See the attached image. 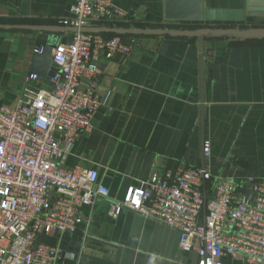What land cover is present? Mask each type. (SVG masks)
Segmentation results:
<instances>
[{
  "label": "crops",
  "instance_id": "1",
  "mask_svg": "<svg viewBox=\"0 0 264 264\" xmlns=\"http://www.w3.org/2000/svg\"><path fill=\"white\" fill-rule=\"evenodd\" d=\"M77 0H0V21L62 25ZM127 26L159 27L165 0H113ZM247 0H203L205 9H245ZM264 25V15L242 22ZM176 28H193L177 26ZM196 28V27H194ZM48 33L0 30V102L13 104L30 70L34 49ZM129 55L102 57L98 84L103 104L91 132L68 154L70 168H96L110 197L81 209L84 221L71 233H40L37 242L63 249L57 264H198L196 252L183 251L179 231L124 208L108 215L112 199L140 185L155 172L202 165V106L205 157L214 175L264 179V39H207L135 35ZM204 57V102L202 101ZM50 87L49 78L40 81ZM225 264H255L225 256Z\"/></svg>",
  "mask_w": 264,
  "mask_h": 264
},
{
  "label": "built area",
  "instance_id": "2",
  "mask_svg": "<svg viewBox=\"0 0 264 264\" xmlns=\"http://www.w3.org/2000/svg\"><path fill=\"white\" fill-rule=\"evenodd\" d=\"M126 17L113 0H77L62 25ZM70 35V42L53 49L59 71L50 87L30 72L16 101L0 102V264H57L63 249L39 243L37 236L75 233L85 220L82 207L111 195L98 169L70 168L66 159L79 137L92 131L103 104L100 59L129 55L133 44L103 33ZM203 149L210 157L209 140ZM124 208L177 229L180 248L196 252L198 264H225L228 255L264 264V179L214 175L206 163L182 166L130 185L122 199L110 201L108 215L117 218Z\"/></svg>",
  "mask_w": 264,
  "mask_h": 264
},
{
  "label": "water",
  "instance_id": "3",
  "mask_svg": "<svg viewBox=\"0 0 264 264\" xmlns=\"http://www.w3.org/2000/svg\"><path fill=\"white\" fill-rule=\"evenodd\" d=\"M245 9L222 10L205 9L203 0H165V19L159 27L143 26H109L103 22L96 25L73 27L52 24L31 23H1L0 30H31L48 33L43 52H34L30 65L32 72L38 73L43 78L52 77L59 68L53 64L52 52L59 43L70 42L71 33H112L117 35H150L198 38L201 48L207 39L234 38L237 40H263L264 25H251L246 27L242 22L247 15H264V0H247ZM193 28H176L177 26ZM196 27V28H194ZM202 65V101L204 102V57ZM202 166L205 165V110L202 106ZM205 200H206V194Z\"/></svg>",
  "mask_w": 264,
  "mask_h": 264
},
{
  "label": "trees",
  "instance_id": "4",
  "mask_svg": "<svg viewBox=\"0 0 264 264\" xmlns=\"http://www.w3.org/2000/svg\"><path fill=\"white\" fill-rule=\"evenodd\" d=\"M1 23H17V22H20L21 23V20L18 19V21H15V20H12V19H9V21L7 22H2L0 21ZM25 23V22H23ZM103 23H105L106 25H109V26H127L128 24L125 22V21H122V20H105L103 21ZM24 31H30V30H24ZM105 36H120L123 40L126 41V38L129 37V36H135V35H117V34H112V33H103Z\"/></svg>",
  "mask_w": 264,
  "mask_h": 264
},
{
  "label": "rangeland",
  "instance_id": "5",
  "mask_svg": "<svg viewBox=\"0 0 264 264\" xmlns=\"http://www.w3.org/2000/svg\"><path fill=\"white\" fill-rule=\"evenodd\" d=\"M122 19H125V18H122ZM211 151H212V149H211Z\"/></svg>",
  "mask_w": 264,
  "mask_h": 264
}]
</instances>
